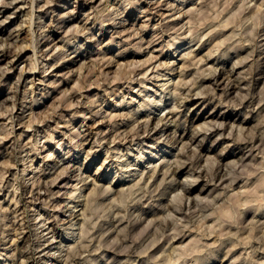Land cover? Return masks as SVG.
I'll return each mask as SVG.
<instances>
[{
	"label": "rangeland",
	"instance_id": "374dc122",
	"mask_svg": "<svg viewBox=\"0 0 264 264\" xmlns=\"http://www.w3.org/2000/svg\"><path fill=\"white\" fill-rule=\"evenodd\" d=\"M35 1L0 0V264H264V0Z\"/></svg>",
	"mask_w": 264,
	"mask_h": 264
},
{
	"label": "bare ground",
	"instance_id": "6f19581e",
	"mask_svg": "<svg viewBox=\"0 0 264 264\" xmlns=\"http://www.w3.org/2000/svg\"><path fill=\"white\" fill-rule=\"evenodd\" d=\"M53 1H54V0H53ZM85 1H86V0H85ZM127 1H128V0H127ZM240 1H241V0H240ZM12 2H13V1H12ZM35 2H36L35 0H31V4H32L31 7H32V10L35 9V7H34ZM48 2H49V1H47V4H48ZM86 2H87V1H86ZM88 2H89V1H88ZM135 2H136V1H135ZM207 2H208V1H207ZM207 2H206V3H207ZM252 2H253V1H252ZM49 3H50V2H49ZM6 4H7V3H6ZM130 4H131V3H130ZM201 4H202V3H201ZM29 5H30V4H29ZM106 7H107V6H106ZM110 8H111V7H110ZM21 9H22V8H21ZM92 9H93V8H92ZM108 9H109V8H108ZM198 9H199V8H197V10H198ZM31 12H32V11H31ZM99 12H100V11H99ZM151 12H153V11H148L149 14H150ZM180 12H181V11H180ZM198 12H199V11H198ZM116 13H117V12H116ZM148 13H147V14H148ZM29 14H30V12H29ZM199 15H200V14H199ZM200 16H201V15H200ZM29 17H30V16H29ZM33 17H34V15H33ZM196 17H197V16H196ZM178 18H179V17H178ZM189 18H190V17H189ZM28 19H29V18H28ZM198 19H199V18H198ZM32 21H33V19H32ZM26 22H27V21H26ZM33 22H34V21H33ZM56 22H57V21H56ZM101 22H102V21H101ZM192 22H193V21H192ZM192 22H191V23H192ZM224 22H226V21H224ZM224 22H223V23H224ZM104 23H105V22H104ZM31 24H32V23H31ZM53 25H54V24H53ZM113 26H114V25H113ZM221 26H223V25H221ZM175 27H176V26H175ZM31 28H32V25H31ZM55 28H56V27H55ZM165 28H166V27H165ZM223 28H224V27H223ZM78 29H79V31H80V28H78ZM163 29H164V28H163ZM171 30H172V29H171ZM68 31H69V30H68ZM77 32H78V31H77ZM176 32H177V31H176ZM220 32H221V30H220ZM78 33H79V32H78ZM177 33H178V32H177ZM159 34H160V33H159ZM137 35H138V34H137ZM41 36H42V35H41ZM135 36H136V35H135ZM17 37H18V36H17ZM156 38H157V37H156ZM156 38H155V39H156ZM158 38H159V37H158ZM32 39H33V38H32ZM34 39H35V37H34ZM153 39H154V38H153ZM176 39H177V38H176ZM179 39H180V38H179ZM48 40H49V39H48ZM244 40H245V39H244ZM33 41H34V40H33ZM140 41H142V40H140ZM157 41H158V40H157ZM162 41H163V40H162ZM173 41H174V40H173ZM97 42H98V41H97ZM190 42H191V41H190ZM190 42H189V43H190ZM236 42H237V41H236ZM236 42H235V43H236ZM246 42H247V41H246ZM35 43H37V42H35ZM35 43L32 42L31 46L29 45L30 47H32V49H34V51H33L34 53H35V51H36L35 49L37 48L36 45H33V44H35ZM148 43H149V42H148ZM168 43H169V42H168ZM25 44H26V43H25ZM219 44H220V43H219ZM70 45H71V44H70ZM170 45H171V46L168 48L169 50H171L172 48H174V45H175V44H172V43H171ZM179 45H180V44H179ZM182 45H183V44H182ZM27 46H28V45H26V46H22V45H21V49L23 50V49L27 48ZM29 46H28V48H29ZM38 46H39V45H38ZM107 46H108V45H107ZM245 46H246V45H245ZM16 48H17V47H16ZM212 48H213V47H212ZM216 48H217V47H216ZM221 48H222V47H221ZM231 48H233V45H232ZM240 48H241V47H240ZM242 48H243V46H242ZM18 49H20V46H19ZM179 49H180V46H179V47H175V49H173L174 53L178 52ZM213 49H214V48H213ZM38 50H39V49H38ZM41 50H42V49H41ZM62 50H63V49H62ZM232 50H235V49H232ZM3 51H4V49H3ZM6 51H7V50H6ZM18 51H21V50H18ZM171 51H172V50H171ZM210 51H211V50H210ZM218 51H219V50H218ZM226 51H227V50H226ZM15 52H16V50H15ZM60 52H61V51H60ZM100 52H101V51H100ZM2 53H3V52H2ZM21 53H22V52H21ZM21 53H20V54H21ZM210 53H211V52H210ZM60 54H61V53H60ZM186 54H188V53H186ZM227 54H228V53H227ZM35 55H36V54H35ZM150 55H151V53H150ZM170 55H171V54H170ZM228 55H229V54H228ZM261 55H262V54H261ZM4 56H5V55H4ZM16 56H17V55H16ZM117 56H118V55H117ZM183 56H184V55L182 54V58H183V60H184L185 56H184V57H183ZM207 56H208V55H207ZM210 56H211V54H210ZM210 56H209V57H210ZM76 57H77V56H76ZM102 57H103V56H102ZM209 57H207V58H209ZM211 57H212V56H211ZM31 58H32V57H31ZM35 58H36V57H35ZM104 58H105V54H104ZM148 58H149V57H148ZM152 58H153V56H152ZM156 58H157V57H156ZM248 58H249V57H248ZM101 59H102V58H101ZM193 59H194V58H193ZM220 59H221V58H220ZM32 60H33V59H32ZM32 60H31V61H32ZM109 60H110V59H109ZM109 60H108V61H109ZM111 60H112V58H111ZM183 60H182V61H183ZM13 61H14V60H13ZM100 61H101V60H100ZM108 61H107V62H108ZM148 61H149V60H148ZM37 62H38V61H37ZM107 62H106V63H107ZM189 62H190V61H189ZM11 63H12V61H11ZM119 63H120V62H119ZM183 63H185V65H186V62H183ZM198 63H199V62H198ZM235 63H236V62H235ZM7 64H8V63H7ZM110 64H111V61H109L106 65L110 66ZM164 64H165V63H164ZM191 64H192V62H191ZM236 64H238V62H237ZM99 65H100V64H99ZM101 65H102V64H101ZM162 65H163V64H162ZM183 65H184V64H183ZM30 66H31V65H30ZM33 66H36V67H37L36 64L33 65ZM102 66H104V65H102ZM150 66H151V65H150ZM191 66H193V65H191ZM187 67H189V66L187 65ZM187 67H185V68L187 69ZM258 67H259V66H258ZM120 68H121V67H120ZM173 68H174L173 65H172V66H171V65L169 66V68H168V72H167V75H168L169 73H171L172 71H174ZM32 69H33V68H32ZM37 69H38V68H37ZM37 69H36V68L33 69L35 73L37 72ZM121 69H122V68H121ZM154 69H156V68H154ZM182 69H184L183 66H182ZM207 69H208V68H207ZM213 69H214V67L212 68V70H213ZM117 70H118V68H117ZM147 70L149 71V69H147ZM166 70H167V69H166ZM208 70H209V69H208ZM130 71H131V70H130ZM148 71H147L146 74H149ZM184 71H185V70H184ZM210 71H211V70H210ZM254 71H255V70H254ZM121 72H122V71H121ZM126 72H127V71H126ZM126 72H125V73H126ZM131 72H133V71H131ZM134 72H135V71H134ZM149 72H150V71H149ZM208 72H209V71H208ZM208 72H206V74H207ZM211 72H212V71H211ZM35 73H34V74H35ZM196 73H197V72H196ZM202 73H203V72H202ZM23 74H24V73H23ZM117 74H118V73H117ZM136 74H137V73H136ZM203 74H204V73H203ZM225 74H226V73H225ZM130 75H131V74H130ZM130 75H129V76H130ZM144 75H145V73H144ZM184 75H185V74H184ZM208 75H209V73H208ZM248 75H249V74H248ZM33 76H34V75H33ZM145 76H146V75H145ZM165 76H166V73H165L164 75H162V77H161V75H160V77L158 78V81H160V82H161V81H164L165 79H161V78H163V77L165 78ZM202 76H203V75H202ZM200 77H201V76H200ZM207 77H208V76H207ZM246 77H248V76H246ZM127 78H128V77H127ZM147 78H148V77H147ZM205 78H206V76H205ZM242 78H243V77H242ZM20 80H21V79H20ZM20 80H19V81H20ZM121 80H123V79H121ZM133 80H134V79H133ZM197 80H198V79H197ZM210 80H214V82L217 81V80H218L217 73H215V75H213V77H212ZM240 80H241V79H240ZM128 81H129V80H128ZM198 81H199V80H198ZM133 82H134V81H133ZM247 82H248V81H247ZM40 83H41V82H40ZM140 83H141V81H140ZM185 83H188V82H185ZM185 83H184V84H185ZM181 84H182V83H181ZM215 84H216V83H215ZM185 85H186V84H185ZM185 85H184V86H185ZM165 86H166V85H165ZM180 86H181V85H180ZM184 86H183V87H184ZM200 86H201V85H200ZM176 87H177V86H176ZM185 87H186V86H185ZM185 87H184V88H185ZM193 87H194V86H193ZM240 88H241V87H240ZM33 89H34V88H33ZM175 89H176V88H175ZM179 89H180V88H179ZM176 90H177V89H176ZM190 90H191V89H190ZM199 91H201V89H200ZM174 92H176V91L174 90ZM162 94H163V93H162ZM174 94H175V93H174ZM187 94H188V93H187ZM201 95H202V94H201ZM175 96H176V94H175ZM196 96H197V95H196ZM248 98H249V97H248ZM8 99H9V98H8ZM78 101H79V100H78ZM122 101H123V100H122ZM249 101H250V100H249ZM15 102H16V101H15ZM150 102H151V101H150ZM74 104H76V103H74ZM77 104H78V103H77ZM77 104H76V105H77ZM92 105H93V104H92ZM119 105H122V104H119ZM80 106H81V105H79V107H80ZM152 106H153V105H152ZM72 107H74V106H72ZM158 107H159V106H158ZM8 108H9V107H8ZM10 109H11V107H10ZM7 111H8V110H7ZM14 111H15V110H14ZM14 111H13V112H14ZM79 113H80V112H79ZM97 113H98V112H97ZM6 115H7V114H6ZM95 115H96V114H95ZM105 115H106V114H105ZM111 115H112V114H111ZM117 115H118V114H117ZM97 116H98V114H97ZM59 117H60V116H59ZM110 117H111V116H110ZM9 118H10V117H9ZM11 118L13 119L14 117H11ZM113 119H114V118H113ZM14 120H15V118H14ZM62 121H63V120H62ZM110 121H111V120H110ZM139 121H140V120H139ZM159 121H160V120H159ZM161 121H162V120H161ZM114 122H115V121H114ZM136 122H137V121H136ZM142 122H143V121H142ZM99 123H100V122H99ZM115 123H116V122H115ZM159 123H160V122H159ZM206 123H207V122H205L204 124H206ZM30 124H31V123H30ZM113 124H114V123H113ZM31 125H32V124H31ZM58 125H59V124H58ZM118 127H119V126H118ZM155 127L157 128V126H155ZM159 127H160V126H159ZM199 127H203V125L201 124V126L199 125ZM7 128H8V127H7ZM12 128L14 129L13 124H12ZM115 128H116V127H115ZM133 128H134V127H133ZM145 128H146V127H145ZM218 128H219V127H218ZM72 129H73V128H72ZM138 129H139V127H138ZM203 129H206V128H203ZM208 129H209V128H208ZM220 129H221V128H220ZM6 130H7V129H6ZM133 130H134V129H133ZM133 130H132V131H133ZM157 130H158V128H157ZM239 130H240V129H239ZM241 130H243V129H241ZM145 131H146V130H145ZM133 132H134V131H133ZM133 132H132V133H133ZM204 132H206V131H204ZM208 132H209V130H208L206 133H208ZM8 133H9V130H8ZM11 133H12V132H11ZM110 133H111V132H110ZM10 135H13V134H9V136H10ZM21 135H22V134H21ZM48 135H49V134H48ZM220 135H221V134H220ZM7 136H8V135H7ZM9 136H8V137H9ZM66 136H67V135H66ZM233 136H234V135H233ZM72 137H73V136H72ZM119 137H120V136H119ZM21 138H22V137H21ZM181 138H182V137H181ZM230 138H231V137H230ZM260 138H261V137H260ZM53 139H54V138H53ZM113 139H114V137H113ZM116 139H117V138H116ZM233 139H234V138H233ZM104 140H105V139H104ZM244 140H245V139H244ZM99 141H100V140H99ZM170 141H171V140H170ZM74 142H75V141H74ZM113 142H114V141H113ZM113 142H112V143H113ZM247 142H248V141H247ZM110 143H111V142H110ZM76 144H77V142H76ZM94 144H95V143H94ZM251 144H252V143H251ZM33 145H34V144H33ZM37 145H38V144H37ZM82 145H84V144H82ZM98 145H99V144H98ZM15 147H16V146H15ZM243 147H244V146H243ZM257 147H259V146H257ZM254 148H255V147H254ZM32 149H33V148H32ZM74 150H75V149H74ZM90 150H91V149H90ZM16 151H17V150H16ZM36 151H37V150H36ZM117 151H118V150H117ZM261 153H262V152H261ZM261 153H260V154H261ZM54 154H55V153H54ZM89 154H90V152H89ZM183 154H184V153H183ZM178 155H179V154H178ZM48 156H49V155H48ZM51 156H52L51 158L54 157L53 154H52ZM251 157H252V156H251ZM47 158H48V157H47ZM249 158H250V157H249ZM260 158H261V157H260ZM242 160H243V159H242ZM178 161H179V160H178ZM54 162H55V161H54ZM57 162H58V161H57ZM57 162L54 164L55 166H53L50 170H49V168H47V169H48L49 171L53 170V169L57 166V164L59 163V162H58V163H57ZM105 162H107V161H105ZM192 162H193V161H192ZM49 163H53V161L50 160ZM49 163H47V164H49ZM195 164H197V163H195ZM49 165H50V164H49ZM178 165H179V163H178ZM181 165H182V164H181ZM190 165H191V164H190ZM192 165H193V164H192ZM192 165H191V166H192ZM211 165H212V164H211ZM46 166H48V165H46ZM212 166H213V165H212ZM212 166H211V167H212ZM49 167H50V166H49ZM178 167H179V166H178ZM184 167H185V166H184ZM193 167H194V166H193ZM193 167H192V168H193ZM171 168H172V167H171ZM171 168H170V169H171ZM195 168H196V167H195ZM195 168H194V169H195ZM201 168H202V167H201ZM219 168H221V167H219ZM25 169H26V168H25ZM177 169H178V168H177ZM177 169H176V171H177ZM180 169H181V168H180ZM67 170H68V169H67ZM67 170H66V171H67ZM191 170H192V169H191ZM195 170H196V169H195ZM218 170L221 171L220 169H218ZM26 171H27V170H24V172H26ZM203 171H204V170H203ZM222 171H223V170H222ZM259 171H260V169H259ZM187 172H188V171H187ZM199 172H201V170H200ZM172 173H173V172H172ZM62 174H63V173H62ZM154 174H155V173H154ZM165 174H166V173H165ZM188 174H189V173H188ZM199 174H200V173H199ZM218 174H220V172H219ZM228 174H229V173H228ZM260 174H261V172H260ZM64 175H65V174H64ZM172 175H174V174H172ZM189 175H191V174H189ZM263 175H264V174H263ZM15 176H16V175H15ZM153 176H154V175H153ZM153 176H152V177H153ZM218 176H219V175H218ZM3 177H4V176H3ZM16 177H17V176H16ZM200 177H201V174H200ZM214 177H215V176H214ZM214 177H213V178H214ZM263 177H264V176H263ZM1 178H2V177H1ZM4 178H5V177H4ZM210 178H212V177H210ZM213 178H212V179H213ZM216 178H217V177H216ZM231 178H232V177H231ZM151 179H152V178H151ZM2 180H3V179H2ZM214 180H215V179H214ZM220 180H221V181L224 180V179H223V176H221V179H220ZM229 180H230V179H229ZM217 181H218V179H217ZM231 181H232V180H231ZM82 182H83V180H82ZM143 182H144V181H143ZM214 182H215V181H213V183H214ZM219 182H220V181H219ZM35 183H36V181H35ZM139 183H140V182H139ZM215 183H216V182H215ZM220 183H222V182H220ZM10 184H11V183H10ZM39 184H40V183H39ZM160 184H163V182L160 183ZM209 184L212 185V183H209ZM0 185H1V184H0ZM143 185H144V184H143ZM143 185H142V186H143ZM164 185H165V184H164ZM167 185H168V184H167ZM218 185H219V184H218ZM231 185H232V184H231ZM46 186H47V185H46ZM214 186H215V185H214ZM220 186H221V185H219V187H220ZM9 187H10V185H9ZM132 187H133V186H132ZM158 187H159V185H158ZM216 187H217V186H216ZM223 187H224V186H223ZM4 188H6V187H4ZM81 188H82V187H81ZM129 188H130V187H129ZM129 188H128V189H129ZM150 188H151V187H150ZM178 188L185 190V191H183V192H189V191H191V190H188V189H187L188 187L186 188V186H185V185H182V184H179V185H178ZM224 188H225V187H224ZM105 189H107V188H105ZM157 189H158V188H157ZM157 189H156V190H157ZM228 189H230V188H228ZM1 190H2V189H1ZM37 190H38V189H37ZM78 190H79V189H78ZM80 190H81V189H80ZM80 190H79V191H80ZM141 190H142V189H141ZM148 190H149V189H148ZM214 190H215V189H214ZM39 191H40V190H39ZM76 191H77V190H76ZM76 191H75V192H76ZM94 191H95V190H94ZM107 191H108V190H107ZM138 191H139V190H138ZM145 191H146V190H145ZM145 191H144V192H145ZM95 192H97V191H95ZM121 192H122V191H121ZM142 192H143V191H142ZM144 192H143V193H144ZM245 192H246V191H245ZM16 193H17V192L15 191V194H16ZM73 193H74V192H73ZM90 193H91V192H90ZM130 193H131V192H130ZM130 193H129V194H130ZM138 193H139V192H138ZM147 193H148V192H147ZM156 193H157V192H156ZM92 194H93V190H92ZM145 194H146V192H145ZM153 194H154V193H153ZM184 194H185V193H184ZM184 194H183V195H184ZM187 194H188V193H187ZM187 194H186V195H187ZM240 194H241V193H240ZM71 195H72V194H71ZM87 195H88V194H87ZM93 195H97V194H93ZM93 195H92V197H93ZM99 195H100V194H99ZM119 195H120V194H119ZM220 195H221V194H220ZM89 196H91V195H89ZM105 196H106V195H105ZM237 196H238V194H237ZM246 196H247V195H246ZM86 197H87V196H86ZM86 197H85V198H86ZM92 197H90V198H92ZM177 197H178V196H177ZM229 197H230V196H229ZM239 197H240V196H239ZM71 198L74 199V201H75V199H76V198H79V197H78L77 193H76V194L74 193V194L72 195ZM99 198H100V197H99ZM79 199H80V198H79ZM92 199H93V198H92ZM136 199H137V198H136ZM143 199H144V198H143ZM185 199H186V198H185ZM244 199H245V198H244ZM15 200H16V199H15ZM89 200H91V199H89ZM93 200H94V199H93ZM140 200H141V199H140ZM150 200H152V199H150ZM222 200H223V199H222ZM239 200H240V199H239ZM250 200H251V199H250ZM250 200H249V201L247 200V201L250 203ZM252 200H253V199H252ZM252 200H251V201H252ZM12 201H13V200H12ZM17 201H18V200H17ZM17 201H16V202H17ZM72 201H73V200H72ZM174 201H175V200H174ZM85 202H86V201H85ZM90 202H91V201H90ZM170 202H171V201H170ZM170 202H169V203H170ZM179 202H180V201H179ZM220 202H221V201H220ZM243 202H244V201H243ZM71 203H72V202H71ZM139 203H140V202H139ZM249 203L246 204V206L249 205ZM15 204H16V203H15ZM91 204H92V203H91ZM91 204H90V205H91ZM171 204H172V203H171ZM182 204H183V203H182ZM243 204H244V203H243ZM90 205H89V206H90ZM169 205H170V204H169ZM184 205H185V204H184ZM191 205H192V204H191ZM240 205H241V204H240ZM189 206H190V205H189ZM197 206H199V205L197 204ZM209 206H210V205H209ZM84 207H86V206H84ZM116 207H117V206H116ZM153 207H154V206H153ZM169 207H170V206H169ZM172 207H173V206H172ZM174 207H175V206H174ZM176 207H177V206H176ZM176 207H175V208H176ZM192 207H193V206H192ZM195 207H196V206H195ZM247 207H248V206H247ZM250 207H251V206H250ZM190 208H191V207H190ZM259 208H261V207H259ZM83 209H85V208H83ZM116 209H117V208H116ZM173 209H174V208H173ZM0 211H1V210H0ZM87 211H88V210H87ZM117 211H118V210H117ZM119 211H120V210H119ZM153 211H154V210H153ZM248 211H249V209H248ZM83 212H85V210H84ZM83 212H82V213H83ZM15 213H16V212H15ZM244 213H245V212H244ZM17 214H18V213H17ZM154 214H155V213H154ZM14 215H15V214H14ZM81 215H82V214H81ZM118 215H119V214H118ZM82 216H83V215H82ZM84 216H85V215H84ZM14 217H15V216H14ZM84 218H85V217H84ZM125 218H126V216H125ZM183 218H184V217H183ZM187 218H188V217H187ZM187 218H186V220H187ZM0 219H1V217H0ZM16 219H18V218H16ZM85 219H86V218H85ZM167 219H168V218H167ZM24 220H25V219H24ZM153 220H154V219H153ZM160 220H161V219H160ZM180 220H181V219H180ZM4 221H5V220H4ZM10 221H11V220H10ZM15 221H16V220H15ZM2 222H3V221H2ZM48 222H49V221H48ZM155 222H156V220H155ZM168 222H170V221H168ZM200 222H201V221H200ZM113 223H114V222H113ZM115 223H116V222H115ZM120 223H121V222H120ZM162 223H163V222H162ZM172 223H174V222H172ZM39 224H41V223L39 222ZM164 224H165V223H164ZM175 225H176V224H175ZM180 225H181V224H180ZM182 225H183V224H182ZM184 225H185V224H184ZM187 225H189V223H187L186 226H187ZM28 226H29V225H28ZM87 226H88V225H87ZM112 226H113V225H112ZM137 226H138V225H137ZM166 226H167V225H166ZM225 226H226V225H225ZM184 227H185V226H184ZM201 227H202V225H201ZM207 227H208V226H207ZM85 228H86V227H85ZM91 228H92V227H91ZM182 228H183V227H182ZM204 228H205V227H203V229H204ZM89 229H90V227H89ZM89 229H88V230H89ZM102 229H103V228H102ZM163 229H164V228H163ZM174 229H175V228H174ZM195 229H196V228H195ZM200 229H201V228H200ZM4 230H6V228H4ZM92 230H93V229H92ZM2 231H3V230H2ZM17 231H18V230H17ZM89 231H90V230H89ZM162 231H163V230H162ZM202 231H203V230H202ZM18 232H20V231H18ZM42 232H43V231H42ZM42 232H41V233H42ZM82 232H83V231H82ZM90 232H91V231H90ZM86 233H87V232H86ZM86 233H85V234H86ZM101 233H102V232H101ZM145 233H146V232H145ZM186 233H187V232H186ZM2 234H3V233H2ZM17 234H18V233H17ZM83 234H84V233H83ZM85 234H84V235H85ZM177 234H178V232H177ZM210 234H211V233H210ZM19 235H20V234H19ZM86 235H88V234H86ZM89 235H90V234H89ZM118 235H119V233H118ZM37 236H38V238H39V240H40V239H41L40 234L37 235ZM104 236H105V235H104ZM126 236H127V235H126ZM183 236H184V235H183ZM183 236H182L181 238H183ZM165 237H166V236H165ZM206 237H207V235H206ZM84 238H87V237L85 236ZM181 238H180V239H181ZM208 238H210V236H209ZM14 239H15V238H14ZM68 239H69V238H68ZM127 239H128V238H127ZM157 239H158V238H157ZM240 239H241V238H240ZM90 240H91V239H90ZM173 240H175V239H173ZM223 240H224V239H223ZM238 240H239V239H238ZM241 240H242V239H241ZM13 241H14V240H13ZM19 241H20V240H19ZM105 241H106V240H105ZM228 241H229V240H228ZM108 242H109V241H108ZM216 242H217V241H216ZM216 242H215V243H216ZM86 243H87V242H86ZM90 243H92V242H90ZM130 243H131V242H130ZM134 243H135V242H134ZM154 243H155V242H154ZM169 243H170V242H169ZM103 244H104V243H103ZM117 244H118V243H117ZM223 244H224V243H223ZM233 244H235V243H233ZM237 244H238V243H237ZM242 244H243V242H242ZM52 245H53V244H52ZM83 245H84V244H83ZM153 245H154V244H153ZM39 246H40V245H39ZM84 246H85V245H84ZM155 246H156V245H155ZM155 246H154V247H155ZM234 246H235V245H234ZM234 246H233V247H234ZM237 246H238V245H237ZM74 247H75V246H74ZM251 247H252V246H251ZM79 248H80V247H79ZM97 248H99V247H97ZM114 248H115V247H114ZM123 248H124V247H123ZM149 248H150V247H149ZM149 248H148V249H149ZM172 248H173V246H172ZM260 248H261V247H260ZM74 249H75V248H74ZM76 249H77V247H76ZM76 249H75V250H76ZM80 249H81V248H80ZM83 249H84V248H83ZM87 249H88V248H87ZM101 249H102V248H101ZM116 249H117V248H116ZM124 249H125V248H124ZM124 249H123V250H124ZM151 249H152V248H151ZM17 250H18V249H17ZM59 250H60V249H59ZM126 250H127V247H126ZM126 250H125V251H126ZM259 250H260V249H259ZM57 251H58V250H57ZM172 251H174V250H172ZM256 251H257V250H256ZM261 251H262V250H261ZM261 251H260V252H261ZM15 252H16V251H15ZM74 252H75V251H74ZM128 252H129V251H128ZM145 252H146V251H145ZM164 252H165V251H164ZM175 252H177V250H175ZM175 252H174V253H175ZM69 253H70V252H69ZM80 253H81V250H80ZM85 253H87V252H85ZM85 253H84V254H85ZM122 253H125V252L122 251ZM172 253H173V252H172ZM13 254H14V253H13ZM55 254H56V253H54L53 256L51 255V256L53 257L51 260L54 261V262H56V261L59 260V258H58ZM161 254H162V253H161ZM177 254H178V253H177ZM67 255H68V254H67ZM70 255H71V254H70ZM81 255H82V254H81ZM128 255H129V254H128ZM153 255H154V254H153ZM155 255H156V254H155ZM155 255H154V256H155ZM162 255H163V254H162ZM167 255H168V254H167ZM44 256H45V255H44ZM174 256H175V255H174ZM78 257H79V256H78ZM81 257H82V256H81ZM81 257H80V258H81ZM175 257H177V255H176ZM8 258H9V257H8ZM86 258H87V257H86ZM168 258H170V257H168ZM24 259H25V258H24ZM28 259H29V258H28ZM69 259H70V258H69ZM69 259H68V260H69ZM163 259H164V258H163ZM165 259H166V258H165ZM172 259H173V257H172ZM175 259H176V258H175ZM148 260H150V259H148ZM173 260H174V259H173ZM177 260H178V259H177ZM200 260H201V259H200ZM249 260H250V259H249ZM13 261H14V260H13ZM23 261H24V260H23ZM60 261H61V260H60ZM64 261H65V260H64ZM129 261H130V260H129ZM165 261H166V260H165ZM165 261H164V262H165ZM179 261H180V260H179ZM79 262H80V261H79ZM132 262H133V261H132ZM141 262H142V261H141ZM167 262H168V261H167ZM167 262H166V263H167ZM176 262H177V261H176ZM13 263H14V262H13ZM22 263H23V262H22ZM27 263H28V262H27ZM129 263H130V262H129ZM161 263H162V262H161ZM170 263H171V262H170ZM180 263H181V262H180ZM196 263H197V262H196ZM142 264H143V263H142ZM167 264H168V263H167ZM185 264H186V263H185ZM188 264H189V263H188Z\"/></svg>",
	"mask_w": 264,
	"mask_h": 264
}]
</instances>
